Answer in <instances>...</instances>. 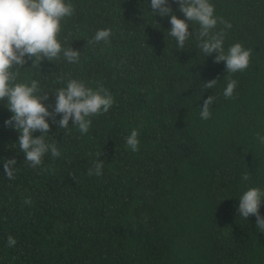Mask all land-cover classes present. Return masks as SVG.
<instances>
[{"label":"trees","instance_id":"obj_1","mask_svg":"<svg viewBox=\"0 0 264 264\" xmlns=\"http://www.w3.org/2000/svg\"><path fill=\"white\" fill-rule=\"evenodd\" d=\"M66 2L74 13L58 38L80 52L79 62L61 52L32 65L26 56L16 82L38 81L49 111L70 79L103 86L114 102L89 118L84 134L71 119L61 129L47 118L45 141L60 155L49 150L33 167L0 100V264H264V232L255 215L237 211L248 188L264 191V0H209L232 25L213 30L224 29L225 53L237 42L252 50L249 66L235 73L215 62L217 53L199 50L195 22L177 49L169 30L171 15L186 19L178 0H168L172 12L163 17L151 0ZM100 29H111L110 42L87 43ZM230 79L236 87L225 98ZM211 95V117L201 119ZM134 128L136 152L126 144ZM11 158L10 180L4 161ZM98 159L102 175H88ZM259 212L264 217V200Z\"/></svg>","mask_w":264,"mask_h":264},{"label":"clouds","instance_id":"obj_2","mask_svg":"<svg viewBox=\"0 0 264 264\" xmlns=\"http://www.w3.org/2000/svg\"><path fill=\"white\" fill-rule=\"evenodd\" d=\"M179 10L186 19L171 15V29L169 34L176 39L177 49H184L185 42L191 35L189 23L199 25L197 47L206 56L217 53L215 62H226V71L235 73L243 71L249 66L252 50L246 49L237 42L229 47L225 53L223 43L224 29L232 27L230 22L217 18L214 15V5L209 0H178ZM152 13L168 16L172 12L168 0H151ZM74 7L66 0H0V100L7 99V107L13 115L5 124L14 127L19 133V150L25 154V160L35 167L41 164L42 157L49 150L53 158L60 155L56 143H46L45 135L50 130L49 117L57 123L59 128L67 129L69 120L78 126L79 131L87 133L92 116L106 113L114 100L111 93L103 86L93 90L86 87L85 83L70 79L66 88L59 89L56 93L55 107L49 108L43 103L48 99L47 92L40 90L39 82H16L19 69L26 63L25 57L33 58L32 65L47 59L55 61L61 52L69 63L79 62L80 52L72 47L63 48L59 34L61 21L72 16ZM223 24L224 29L213 31L217 24ZM111 29H100L95 33L93 40L87 43L110 42ZM218 79L205 82V89L214 88ZM235 80H229L224 89L225 98H230L236 87ZM214 96L204 100L200 112L201 119L211 117L210 106ZM56 114H62L59 121L55 120ZM14 122V123H13ZM39 130L42 134L33 136ZM139 130L132 129L126 138L127 146L136 152L139 150ZM264 143V137H258ZM101 155L100 153L97 154ZM15 158L4 161V173L8 179H14ZM103 162L97 160L89 169L88 175H102ZM249 175L245 173L242 180L247 181ZM264 200V191L258 187L248 188L240 197L238 213L244 219L255 215L256 227L264 232V217L260 215L259 208ZM24 203L30 204V199ZM10 247L15 246L16 240L9 235L7 238Z\"/></svg>","mask_w":264,"mask_h":264}]
</instances>
